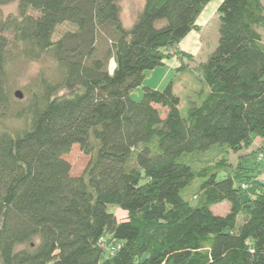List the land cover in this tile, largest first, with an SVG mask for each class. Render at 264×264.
Instances as JSON below:
<instances>
[{"label":"trees","instance_id":"trees-1","mask_svg":"<svg viewBox=\"0 0 264 264\" xmlns=\"http://www.w3.org/2000/svg\"><path fill=\"white\" fill-rule=\"evenodd\" d=\"M15 1L16 15L0 11V264H264V183L242 199L257 173L187 158L264 140V1L218 5V44L185 114L174 79L144 81L172 56L186 69L193 54L178 45L213 0H145L129 28L121 0L0 6ZM46 59L18 98L15 65ZM76 144L89 156L79 175L66 158Z\"/></svg>","mask_w":264,"mask_h":264},{"label":"rangeland","instance_id":"rangeland-1","mask_svg":"<svg viewBox=\"0 0 264 264\" xmlns=\"http://www.w3.org/2000/svg\"><path fill=\"white\" fill-rule=\"evenodd\" d=\"M222 0H213L210 2L203 12L200 14L201 19H208L206 23H201L196 29H200L199 36L190 37L183 43V47L187 50L196 49L197 45L200 44L201 48L199 52H195L196 50H192L196 55H192L193 58L191 60H187L186 64H184L183 71L176 70L172 68L169 63L166 65L159 66L154 70H150L147 72L146 79L144 81V85H150L156 89H164V87L174 79V90L181 97L180 109L182 113H187L188 109V98L187 96L192 92V88H196L197 85L195 83L196 78L193 77L195 72H197V67L201 61L205 60L209 53H211L218 44L219 39V13H218V5ZM264 1V0H263ZM121 8H122V21L126 28L131 27L134 23L139 11H141L144 7L145 0H121ZM0 11L3 17H7L8 15H16L18 12V3L17 1L0 6ZM73 25L70 23H63L57 26L54 39H58L66 30L72 29ZM263 41H264V29H261ZM201 39V40H200ZM184 40V39H182ZM196 41H198L196 43ZM201 41V43H200ZM181 43V42H180ZM178 50L183 51L179 49ZM184 52V51H183ZM198 53V54H197ZM176 57V56H172ZM177 58V57H176ZM171 59V58H169ZM53 61V60H52ZM178 62H173L177 64ZM53 63L51 60H30V61H19L18 64L15 65V81L16 86L15 90H21L25 93L24 87L29 83L31 78L36 75L42 68H52ZM178 66V68H180ZM115 68V63L112 60L110 63V70ZM51 70V69H50ZM65 92V90H63ZM143 95V88L140 87L135 90L132 94L133 98L136 100H140ZM211 151L205 153H194L188 156V161L192 162L196 166H202L209 162H216L222 156L225 155L227 157L228 162L232 167H239V165H244L246 167L245 170L252 171V173H257L256 177L250 178V183L247 186L243 187L247 189L242 194V199L244 201L249 200L250 198H254L261 189L257 186V183H264V142L260 138H256L253 145L250 147H246L241 149L240 151H231L225 147V145H215ZM68 161L72 167V173L74 175H79L83 172L86 165L89 162V156L86 155L79 145H74L71 152L66 156ZM254 167V168H253ZM251 173V174H252ZM198 182L194 183L187 191V196L190 198H194L198 195L197 187ZM248 187V188H247ZM108 209L118 216V218H122L126 216V213L121 210L117 205L111 204L108 206ZM230 209V204L226 201L221 202L213 206V210L218 214H226ZM243 214L238 216V225L243 222ZM107 246V245H106ZM114 250L113 246H110Z\"/></svg>","mask_w":264,"mask_h":264},{"label":"crops","instance_id":"crops-1","mask_svg":"<svg viewBox=\"0 0 264 264\" xmlns=\"http://www.w3.org/2000/svg\"><path fill=\"white\" fill-rule=\"evenodd\" d=\"M202 15V14H201ZM201 15L198 17V20H197V26H199V24L201 25V23H206V21L208 20V19H201L200 20V17H201ZM203 28V27H202ZM202 28H200V29H202ZM200 29H193L185 38H184V40H182L181 41V43H179V49L180 50H183L184 52H188V53H190V54H193V55H196L192 50H196L195 52H199L200 51V48H201V46H200V44L199 45H197V48L196 49H190L191 51H189V50H187L186 48H184L183 47V43L182 42H185L187 39H189L190 37H194V39L196 40V37H198L199 36V31H200ZM201 40V39H200ZM198 41H196V43H197ZM200 43H201V41H200ZM198 54V53H197ZM171 59H168V60H166V63H169V62H171L172 61V64H170L171 66H172V68H175L176 70H178L179 68H178V66H180L181 65V61H179V59L178 58H176V57H170ZM178 62L177 64H174L173 65V62ZM186 62V60L184 61L183 60V62L182 63H185ZM166 65V64H165ZM261 139V138H260ZM262 140V142H264V140L263 139H261Z\"/></svg>","mask_w":264,"mask_h":264},{"label":"water","instance_id":"water-1","mask_svg":"<svg viewBox=\"0 0 264 264\" xmlns=\"http://www.w3.org/2000/svg\"><path fill=\"white\" fill-rule=\"evenodd\" d=\"M15 95L18 97V98H23L24 94L21 90H16L15 92Z\"/></svg>","mask_w":264,"mask_h":264},{"label":"built area","instance_id":"built-area-1","mask_svg":"<svg viewBox=\"0 0 264 264\" xmlns=\"http://www.w3.org/2000/svg\"><path fill=\"white\" fill-rule=\"evenodd\" d=\"M246 185H244L243 187H245ZM114 248V247H113Z\"/></svg>","mask_w":264,"mask_h":264}]
</instances>
